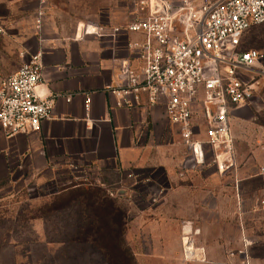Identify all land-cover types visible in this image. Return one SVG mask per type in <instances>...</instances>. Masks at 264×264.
Masks as SVG:
<instances>
[{"label": "crops", "instance_id": "0c3cea01", "mask_svg": "<svg viewBox=\"0 0 264 264\" xmlns=\"http://www.w3.org/2000/svg\"><path fill=\"white\" fill-rule=\"evenodd\" d=\"M29 2L0 0V80L20 68L23 51H42L36 92L52 100V116L30 135L7 138L0 127V205L19 201L20 190L43 193L53 187L60 194L86 181L100 187L121 182L115 189L124 188L127 195L116 198L128 207L123 239L135 264H233L229 253L240 247L242 235L264 232V185L245 165L238 166L246 157L238 129L233 130L235 175L223 181L211 164L180 175L184 147L164 105L144 102L129 109L109 90L118 83L120 60L140 66L129 44L145 37L125 29L137 17V0H125L124 9L120 0H112L105 12L94 2V10L75 16L64 30L44 19L41 33L35 27L38 0L32 8ZM87 3L79 0L80 6ZM100 24L123 31L116 38L85 32ZM259 159L264 162V156ZM130 170L141 180L135 188ZM63 182L64 188L56 187ZM184 232L204 249L203 261L183 259ZM263 263L253 258V264Z\"/></svg>", "mask_w": 264, "mask_h": 264}, {"label": "built area", "instance_id": "2783aa9c", "mask_svg": "<svg viewBox=\"0 0 264 264\" xmlns=\"http://www.w3.org/2000/svg\"><path fill=\"white\" fill-rule=\"evenodd\" d=\"M48 1L40 0L36 11L39 33ZM135 7L137 17L125 29L145 37L129 44L140 66L120 60L118 83L109 90L119 105L129 109L144 102L164 105L169 121L179 126L184 147L180 175L208 164L220 175L233 173L237 157L232 114L252 98L256 81L264 76V54L257 49L242 50L241 45L250 29L264 24V0H139ZM122 31L108 24L85 28L86 33L99 37L116 38ZM21 56L20 68L0 80V127L7 138L37 132L41 122L52 116V100L36 92L43 77L42 51H23ZM90 103L88 96L87 110ZM201 133L204 137L198 138ZM258 175L264 179V166ZM127 177L132 188L141 181L133 170ZM101 186L111 197L127 192L115 189L121 182ZM151 200L155 203L157 197ZM182 256L185 261L205 259L204 249L196 246L190 232L182 236ZM241 264H250L248 256Z\"/></svg>", "mask_w": 264, "mask_h": 264}, {"label": "rangeland", "instance_id": "374dc122", "mask_svg": "<svg viewBox=\"0 0 264 264\" xmlns=\"http://www.w3.org/2000/svg\"><path fill=\"white\" fill-rule=\"evenodd\" d=\"M120 1L122 3L118 7L124 9L125 0ZM87 2L86 6H80L79 0H49L45 23L64 30L74 24L75 16L94 10V2L100 4L97 10L105 12L111 7L112 0ZM34 5L35 0H30L28 7ZM242 48L257 49L264 54V24L247 33ZM232 117V129H238L246 156L238 166L245 165L250 169L249 175L254 174L264 185V179L258 175L259 167L264 166V162L258 160L264 156V76L256 81L252 98L234 110ZM177 134L179 139L178 131ZM235 173L233 171L220 178L225 181ZM64 183L56 187L64 188ZM85 185L60 194L56 193L62 190L53 187L43 193L20 190L17 194L19 201L0 205V264H106L100 242L112 248L128 207L110 198L106 188L95 182L86 181ZM245 240L250 244L246 245ZM245 256H248L250 264H253V258L264 261V232L244 233L240 247L229 253L233 264H241ZM106 257L109 258L107 253Z\"/></svg>", "mask_w": 264, "mask_h": 264}, {"label": "trees", "instance_id": "16d2710c", "mask_svg": "<svg viewBox=\"0 0 264 264\" xmlns=\"http://www.w3.org/2000/svg\"><path fill=\"white\" fill-rule=\"evenodd\" d=\"M253 28H255V27H253ZM252 29H250V31ZM243 40H245V38ZM241 49L242 50H248V49H243L242 45H241ZM105 192L109 196V194L107 193L106 190H105ZM110 198H112L113 200L114 199L117 200L116 197H110ZM121 222H122V225H120L119 232L116 233L117 239H116V241L112 242V248H110L109 245L104 243L103 241H101L100 244L103 246L102 248L105 251V256L107 253V256L109 257V258H107V260L110 264H135L133 257H132V254L130 253L129 248L126 246L124 239H123L124 224H125L124 218H123V220H121Z\"/></svg>", "mask_w": 264, "mask_h": 264}, {"label": "water", "instance_id": "95a60500", "mask_svg": "<svg viewBox=\"0 0 264 264\" xmlns=\"http://www.w3.org/2000/svg\"><path fill=\"white\" fill-rule=\"evenodd\" d=\"M125 195H127V192H125L123 195H122V194H120V196H125Z\"/></svg>", "mask_w": 264, "mask_h": 264}]
</instances>
